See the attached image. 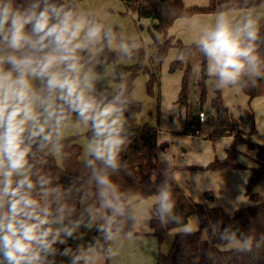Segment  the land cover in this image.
Instances as JSON below:
<instances>
[{"label":"trees","instance_id":"obj_1","mask_svg":"<svg viewBox=\"0 0 264 264\" xmlns=\"http://www.w3.org/2000/svg\"><path fill=\"white\" fill-rule=\"evenodd\" d=\"M79 2L80 0H74ZM127 10L138 19H149L153 22L152 47L155 51V60L146 63L147 56L144 49L132 51L114 50L110 47L113 39L126 44L118 34L119 29L107 31L101 21L92 18L95 26H100L99 37L90 41L89 46L76 49L74 61L61 63V75L75 79L73 71L68 70L69 63H76L83 72L91 67L98 70L101 66L112 65L114 81L119 85L115 91L108 86H94L86 94L94 98L99 109L114 105L122 116L117 123L118 136L122 143L118 146L115 166L107 165L103 159H98L94 153L86 161L80 160L81 147L76 143L77 136L55 138L51 132L32 138L27 130L21 133L20 147L27 149L25 160L31 173L27 179L32 187L25 185L21 194H27L37 201L38 211L43 215V209L49 211V223L43 229L51 228L47 237L50 247L42 248L33 242L32 251L38 253V259L31 264H57L59 258L64 257L72 264H82L85 250L91 247L108 259L111 248L110 237L113 235H137L133 230L135 215L132 205L127 201L134 195L147 198L164 192L169 194L171 208L165 212L161 207V200L150 210L149 227L151 235L156 239L158 251L156 264H264V202H259L255 185L264 173V147L252 142L249 136L255 133L254 115L249 109L237 107L238 118H234L230 110L223 104L219 77L211 78L212 97L210 106L213 115L205 117L204 123L198 122L197 116L186 119L185 133L195 135L200 133V126L205 125L209 132L206 137L216 141L224 136L233 135L234 141L226 151L223 160H213L205 166L191 167L201 171H217L232 169H247L249 181L245 188V195L252 202L244 208L235 210L231 215L221 207H207L195 202L171 179L161 174L158 169V150L167 147L158 141V128L149 124L139 125L137 115L141 104L132 98L135 79L143 74L148 76L146 92L153 93V85L158 83V70L165 59L167 51L178 47L182 52L179 60L169 65V72L182 70L183 75L176 104L188 110L190 106V83L192 78L193 60L197 59V68L200 75L199 88L209 78L207 72V54L199 43L182 44L168 35V30L178 18H189L197 14L223 13L230 10H241L255 7L264 0H209L205 6L186 7L181 0H123ZM27 0H0V9L8 6L13 14L25 15ZM48 2L52 17L49 26L62 19L65 13H71V19L76 16L74 4H67L63 0H37L34 13L43 12V5ZM59 13V16H57ZM255 39L242 40V47L251 45L256 56V65H262L258 73H253L246 65L245 70L234 83L240 85L243 93L252 99L264 95V23L255 30ZM1 36H11V20L0 31ZM35 40V39H32ZM48 44V41H45ZM74 43V42H73ZM93 48V49H91ZM4 57L15 55L19 58L32 57L35 61L31 67H37L47 56H59L63 53L57 50L54 44H48L43 50H36L31 46L13 49L6 44L3 48ZM122 60H130L129 65L121 64ZM3 73L12 74V80L21 75V68L15 67L7 59L0 64ZM28 71V70H27ZM25 71V77L27 76ZM41 78L45 75H34ZM198 89L200 98L204 100L205 90ZM54 104L61 106L68 117L77 116L84 120L78 111L64 100L57 98ZM19 118V117H18ZM90 128L84 136L89 142L102 141L108 133L97 135L94 120H87ZM239 123L248 127L247 137L239 129ZM5 127H0V134ZM51 133L50 139L44 136ZM0 143H3L0 140ZM58 146L61 164H58L51 151V145ZM246 145L255 150L256 168H245L235 163L238 155L237 147ZM5 162L6 155L0 156ZM91 162V163H90ZM157 174L156 176H154ZM25 177L12 176V187L16 188ZM106 180V183L101 181ZM5 177L0 176V216L7 215L10 208L9 195H3ZM211 199V194L206 193ZM111 202L109 205L108 202ZM196 214L199 219L197 230L177 233L167 252L161 251V246L167 234L187 223L188 218ZM100 218L101 221H96ZM24 219V217H18ZM35 223V221H29ZM42 229V230H43ZM70 233V234H69ZM241 242L242 245L223 249L228 244ZM0 264H9L0 248Z\"/></svg>","mask_w":264,"mask_h":264},{"label":"clouds","instance_id":"obj_2","mask_svg":"<svg viewBox=\"0 0 264 264\" xmlns=\"http://www.w3.org/2000/svg\"><path fill=\"white\" fill-rule=\"evenodd\" d=\"M59 16V13H57ZM33 32L38 35V39L32 40L31 37L24 34V25L32 22ZM11 20L10 47L21 49L25 44L38 51L48 47V44H54L57 50L63 54L59 56H47L37 65L31 67L32 75H48V88L50 91L60 90V99L68 103L74 111H78L85 121L94 120V127L97 135L108 133L106 139L97 142L90 148L98 159H103L107 165L115 166L116 153L122 140L118 136L116 127L118 119L114 114L118 109L114 105L105 106L99 109L94 98L88 96L85 88L90 89L91 84L85 83L82 88L79 79H72L68 76H62L59 73H52L50 69L57 62L74 61L76 49L81 47L79 43H73L78 40L80 33L84 30V22L71 19V13H65L62 19L49 26L48 10L41 12L38 17L35 13L21 17L19 14H13L8 6L0 9V31L4 30L5 24ZM100 26H93L86 32L85 38L92 41L99 37ZM244 35L249 40L255 39L256 33L253 30V22L249 20L243 28L233 30L228 21L221 15L214 29H205L204 35L198 41L202 50L209 59L208 71L211 75L219 77L220 86L234 83L246 65L251 71L257 70L256 56L252 54L251 45L242 47L241 36ZM8 39V37H5ZM48 41V44L45 43ZM7 59L15 67L21 68V75L18 79L12 80V74L3 73L0 69V127H5V131L0 134V156L6 155L8 161V171L4 172L5 177L3 195L12 197L10 200L9 213L0 216V248L4 250V255L9 264H31L38 259L39 254L32 251L33 242L39 244L42 248L50 247L47 237L52 232L51 228L43 229V225L49 223V211L44 208L43 215L40 214L37 201L31 199L27 194H21V189L27 185L32 187L31 182L25 179L19 182L16 188L12 187L11 177L15 171L24 168L26 164L25 156L27 149H21L20 136L24 131L23 125L28 121L36 122L37 129L32 132L33 136H39L44 133L45 126L39 125L38 115L34 112L31 97L30 85L25 78V71L28 66L35 63L29 56L19 58L15 55L0 57V64ZM68 70L78 71L76 63H69ZM87 81V77L85 78ZM49 104L48 108L51 109ZM9 109H11L9 111ZM56 115L49 111V116ZM19 117V119H18ZM61 118H57V123ZM51 133L44 136V139H50ZM91 163V162H90ZM0 167H3V161L0 160ZM106 183V180L101 181ZM2 198V197H0ZM162 210L167 212L171 208L169 194L164 192L160 196ZM109 205L111 202H108ZM24 217V219H18ZM35 223H29V221ZM43 229V230H42ZM190 231V228H185ZM70 234V233H69Z\"/></svg>","mask_w":264,"mask_h":264},{"label":"crops","instance_id":"obj_3","mask_svg":"<svg viewBox=\"0 0 264 264\" xmlns=\"http://www.w3.org/2000/svg\"><path fill=\"white\" fill-rule=\"evenodd\" d=\"M64 1L67 4H71L72 0ZM120 1L123 3L124 7L127 10L124 1ZM181 1L186 7L195 5L205 6L209 2V0ZM128 13L130 14V16L136 18L137 21L145 20L148 23L149 28L152 27L153 22L151 20L138 19L136 15L131 14L129 11ZM221 15H223V17L228 21L233 30L237 28H243V26L249 20H251L253 22V30L255 31L264 23V3H261L252 8H246L241 10H230L223 13L197 14L189 18H178L173 22V24L169 28L168 35L173 36L175 40H179L184 45L198 43L200 38L204 35L205 29L215 28L217 20ZM245 38L247 37L244 35L241 36V39ZM122 40L126 42V40ZM5 41L6 44H9V40L5 39ZM3 47H1L0 50V57H4L2 49ZM110 47L114 50H120L125 49L126 45L121 44L117 39H113L110 43ZM181 54L182 52L179 50L177 59L181 57ZM120 63L124 65H129L133 62L130 60H122ZM108 66H110L111 68L112 65ZM108 66H101L100 69L106 68ZM92 70L97 69L93 66L88 69L87 72ZM81 72L82 68L78 67V74H82ZM179 72L180 74L177 76L178 86H180L179 80L181 81L182 76V72ZM210 76L211 78L217 77V75L211 74ZM32 77L34 78V75H32L30 73V70H28L26 79L32 83H35V80H33ZM145 77L147 81L148 77L146 75ZM198 84H200V80H198L196 83V87L200 89L199 91H201L202 89L205 90V81L202 85L203 87L201 88H199ZM118 87L119 85L114 81L112 89L116 91ZM45 88L48 87L30 86L31 103L42 101L41 94L43 90H45ZM133 92L132 98L134 99ZM175 94L177 97L178 93L175 92ZM238 99H240L238 107L242 109H249L254 115L255 133L249 136V139L252 142L264 147V95L249 99L244 94V96L242 97L239 96ZM227 108L230 110L234 118H238V110H235L233 108L230 109L228 106ZM149 109H152V105H150ZM10 110L11 109H9V111ZM145 110L147 109L145 108ZM140 113L137 115V123L139 125L144 124L145 121L151 122L149 123L151 126L155 125L153 124V117L145 115V112H142L141 114ZM117 117H120V121L118 122L120 123L122 121V116L114 114V118ZM83 121L86 123V129H84L82 133L84 132L85 134V132L89 130L90 126L87 121ZM239 129L244 133H248V127L245 124L239 123ZM180 132L181 131H173L171 132V134H169V132L166 130L158 129L159 143H165L164 139H162L161 136H169L172 139L166 152H163L165 149L158 150L157 158L159 163V172L161 174L171 177V179L183 190V192L187 196L192 198L195 202L203 204L207 207H221L229 215H231L237 209H241L248 205H251L252 202L245 195V188L247 186L250 176L249 171L247 169L217 171H198L190 169L191 167L204 166L214 160V158H222L221 156L226 155V148H229L234 141L233 135L224 136L216 141H211L206 137V135L200 136V133L198 135L183 134L179 136L178 134H180ZM208 132L209 130L206 129L205 134H207ZM95 142L97 143L98 141ZM76 143L78 144V138L76 140ZM217 148L218 150H216ZM237 148L239 153L235 160L236 163H239L247 168H256L259 166V162H257L255 158V150L248 149L247 146L244 144L239 145ZM80 160L85 161V158L80 157ZM27 166L30 170L28 164ZM19 174H21L22 176H27L28 173L23 172ZM156 175L157 174H155L154 176ZM197 180L198 183H196ZM216 187H218L219 189L218 197L213 194V197H211L212 199L207 198L206 193H208V190L214 189ZM222 189H224V191H222ZM254 192L257 193L259 202H264V173L258 179L255 185ZM161 194L152 195L147 198H142L140 195H134L128 199L127 202L132 205L134 211L135 221L133 223V230L137 233V235L111 236V248L108 254L107 264H156L158 246L156 239L151 235L149 219L150 210L153 205L157 204L160 201ZM199 224L200 223L198 216L196 214H192L188 218L187 223L184 226L173 229L167 234V236L163 240L161 251H168L170 243L177 233L189 232L185 231V228H190V231L197 230ZM239 243L240 242L228 244L227 246L223 247V249H229L242 245L241 243Z\"/></svg>","mask_w":264,"mask_h":264},{"label":"rangeland","instance_id":"obj_4","mask_svg":"<svg viewBox=\"0 0 264 264\" xmlns=\"http://www.w3.org/2000/svg\"><path fill=\"white\" fill-rule=\"evenodd\" d=\"M36 2L37 0H27L24 18L34 13ZM71 4H74L77 10L76 16L72 18V20L83 21L85 25L84 30L80 33L78 40L74 41V44L75 43L81 44L80 48L89 46L90 41L87 40L85 36L88 29L95 26L92 18H96L99 21H101L103 27L107 31H112L114 28L119 29L118 34L119 36H121L120 38L126 40L127 42L126 44H124L126 45V48L120 49V51H132L136 49H144L147 56V60H146L147 64L150 61V59L153 61L156 59L155 58L156 50L152 47L151 44L152 33H154L152 27L149 28V25L145 20L137 21L136 18L130 16V14L128 13V11L126 10V8L124 7L123 3L120 0H80L79 2H75L74 0H72ZM45 9L48 10L49 23H50L52 14L48 6V2H46L43 5V11H45ZM38 16L39 15H36V17ZM34 23H35V19L32 22L24 25L23 31L25 35L29 37L33 35ZM5 42L6 41L4 37L1 36L0 50L1 47L6 45ZM9 44H10V40H9ZM26 46H29V44H25V47ZM179 50L180 49L178 47H172L167 51V55L165 59L160 64L158 70V83L153 85L154 87H153L152 95H148L146 92L147 81L145 75L143 74L139 75L135 79L133 93H134V100L141 104V110H142V111L140 110L141 113L145 112V115L149 117H153V121H154L153 124H155L154 126H156L159 130L168 131L169 134H171V132L173 131H181L180 134H178L179 136H181L183 134H187L185 133V128H184L186 119H190L192 116H197V113L200 110L204 112L205 117H208L210 115H213V110L210 106V100L212 97V86H211V76L208 71L209 59H207V57H206L207 72L209 78L205 80L206 86H205L204 100L200 98L197 92L196 83L198 80H200V75L198 73V68H197V59L195 58L191 64L193 74L190 83V106L188 110H186L184 107H179L176 105L175 102L177 100V97L175 92L179 93L180 90V86H178L177 76L180 74L179 71H181L183 75V71L176 70L177 72L176 71L169 72V65L171 62L179 60L181 58L180 57L179 59H177ZM261 68L262 65H257V70L252 72L256 74L258 71L261 70ZM99 69L92 70L89 72L87 71L83 72L82 70L81 72L82 74H78V71H76L77 74L73 72L75 79L77 78L79 79L82 88L85 87V83L91 84V88L90 89L85 88V92L90 91L94 86L104 87L107 85L111 89L113 88L114 75H113L112 66L111 68L110 66H108L106 68L100 70ZM50 72L61 74V62L55 63L53 67L50 69ZM86 77H87V81L85 80ZM48 79H49L48 75H45L44 77L41 78L34 76L33 80H35L34 81L35 83H32L29 80L28 82L30 86L48 87ZM179 82L180 85L181 81L179 80ZM221 96H222L223 104L225 105L226 103V107L228 106L230 109L233 108L237 110L240 101V99L238 98L239 96L240 97L244 96V93L240 85L227 84L222 86ZM59 97H60L59 89L50 91L49 88H45V90H43L41 94L42 101L32 103L33 110L38 115V123L39 125H44L45 131L51 132L55 138L64 137V136H77L78 144L81 147L80 157H84L86 161L89 158V155L91 153H94L90 150V148L94 146L96 142L95 143L89 142L84 136V132L82 133V131L86 129V123L81 118L77 116L74 117L66 116L63 108L61 106H57L54 104V101ZM49 104L52 105L51 109L48 108ZM150 105H152V109H149ZM145 108L147 110H145ZM49 111L55 112L56 115L50 117ZM58 117L61 118L59 120V123H57ZM117 119L119 122L120 117H117ZM145 123L149 124L151 122L145 121L144 124ZM23 127H25V130L27 129V131L29 132L32 138L36 137L32 135V132L37 129L36 122L28 121L25 125H23ZM206 129L207 127L205 125L200 126V130H199L200 136L206 135L205 134ZM243 136L247 137L248 135L247 133L243 132ZM161 138L164 139L165 144L168 145L163 151L166 152L172 139L169 136H161ZM102 141H98V142H102ZM227 149L228 147L226 148V150ZM216 150H218V148ZM51 151L55 157V160H57V163L61 164V156L58 146L56 144L51 145ZM221 157L222 158L219 157L214 158V160L221 161L226 157V155H223ZM6 171H8L7 160L3 162V167H0V176H4L3 173ZM23 172L25 173L27 172L28 173L27 176L30 175L31 170L28 169L27 164H25L24 168L15 171L12 176L19 175L21 177L22 175L19 173H23ZM27 176H22V177H27ZM196 183H198V180L196 181ZM214 189H209L208 192L211 194V197H213V194H215V196L218 197L219 189L218 187ZM222 191H224V189H222ZM96 221L99 222L101 221V219L96 218ZM57 264H72V263L68 259L61 257L59 258ZM82 264H107V262L100 252H98L97 250L91 247H88L83 254Z\"/></svg>","mask_w":264,"mask_h":264},{"label":"built area","instance_id":"obj_5","mask_svg":"<svg viewBox=\"0 0 264 264\" xmlns=\"http://www.w3.org/2000/svg\"><path fill=\"white\" fill-rule=\"evenodd\" d=\"M31 39H38V35L36 33H34L32 36H30ZM197 119H198V122L200 124H203L204 123V120H205V114L202 110H200L198 113H197ZM199 132L198 131H195V135H198Z\"/></svg>","mask_w":264,"mask_h":264}]
</instances>
